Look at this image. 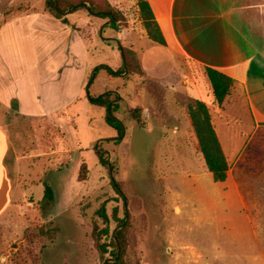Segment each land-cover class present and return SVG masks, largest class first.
<instances>
[{"label": "rangeland", "instance_id": "rangeland-1", "mask_svg": "<svg viewBox=\"0 0 264 264\" xmlns=\"http://www.w3.org/2000/svg\"><path fill=\"white\" fill-rule=\"evenodd\" d=\"M29 1L45 3L0 0V13L14 4L36 9L24 5ZM122 8L128 26L121 28L137 26L134 0H125ZM103 28L92 43V63L120 71L119 42L104 45L108 33L117 31ZM138 49L142 76L112 77L105 70L96 75V69L92 74L97 77L92 96L113 92V99L118 97L122 137L106 123L105 109L85 98L70 117L55 121L26 119L0 105V124L14 146L9 166L19 181L15 204L0 218V264L115 262L111 254L100 256L93 239L94 224L105 227L97 215L102 205L110 218L116 207L124 217V203L115 201L114 179L131 213L125 264H264V127L251 124L242 93L232 94L230 114L224 116L215 100H205L216 111V129L231 164L227 181L214 182L203 171L205 160L191 118L160 117L157 111L149 117L139 105L158 108L165 87L161 93L172 104V87L168 82L159 86L160 79L193 80L210 96L204 69L184 60L174 67L176 58L148 40L139 42ZM139 107L143 112L137 123L129 111ZM96 147L104 150L113 171L101 165ZM83 163L88 176L79 182ZM45 183L54 190L53 202L45 198ZM110 227L115 232L118 224L111 221Z\"/></svg>", "mask_w": 264, "mask_h": 264}, {"label": "crops", "instance_id": "crops-1", "mask_svg": "<svg viewBox=\"0 0 264 264\" xmlns=\"http://www.w3.org/2000/svg\"><path fill=\"white\" fill-rule=\"evenodd\" d=\"M108 1L127 16L122 8L125 0ZM137 1L134 0V5L138 12ZM147 1L166 39L167 45L163 48L176 58L174 67L178 68L179 61L184 60L231 77L235 86L224 104L217 106L218 114L229 115L232 94L242 93L251 124L256 128L264 127V0ZM45 4L46 0L42 6L29 1L24 5L35 6L37 10L26 8L0 22V105L26 119L55 121L59 116L70 117L69 112L75 104L87 99L85 88L93 71L99 68L92 63V43L100 27L102 30L103 26L104 31L112 26L110 21L93 17L86 10L59 19L46 11ZM121 27L115 29L117 35L113 30L108 33L104 45L117 40L119 46L133 49L138 56L139 42L148 40L153 46L159 45L148 38L139 13L137 26ZM140 62L142 65L141 59ZM182 79V82L158 80L157 84L162 87L165 82L170 83L172 104L162 95L167 90L165 87L159 92L162 97L158 108L139 104L144 108V115L150 117L157 111L160 117L178 119L185 116L188 119L189 104L184 107L187 101H214L207 76L210 96L193 80ZM122 100L119 96V101ZM215 112L210 109L217 132L220 122L215 121ZM221 145L223 148L222 142ZM12 152L13 141L0 124V218L13 207L19 194L18 177L12 176L9 166ZM228 163L231 167L229 160ZM203 169L209 171L206 162Z\"/></svg>", "mask_w": 264, "mask_h": 264}, {"label": "trees", "instance_id": "trees-1", "mask_svg": "<svg viewBox=\"0 0 264 264\" xmlns=\"http://www.w3.org/2000/svg\"><path fill=\"white\" fill-rule=\"evenodd\" d=\"M137 8L139 18L147 32L148 38L154 43L166 46V39L156 21L149 2L147 0H138ZM45 9L59 19H62L67 14L86 10L93 17L110 21L111 26L116 30L124 23L128 26L127 16L119 8L113 6L108 0H46ZM23 10L25 9H23L21 5L9 6L4 12L0 13V22L7 21L12 15L22 12ZM119 49L123 60L122 69L120 71H113L107 66H100L97 72L99 70H106L112 77L125 76L126 79H129L131 76H142L143 69L137 53L133 49L124 47L123 45H120ZM204 72L210 81L215 103L221 107L230 96L235 86V80L211 68H205ZM95 74L97 75V73ZM96 75H91L85 88L87 99L91 105L105 109L106 123L116 129L120 137H122L124 134V125L117 118L120 107L117 103L118 97L113 99L112 96L114 93L112 92L99 97H94L90 94V88L94 84ZM142 112L143 110L141 107L129 111L132 120L137 123L141 122L140 114H142ZM189 115L198 138L201 153L205 159L207 169L212 174L214 182H226L230 166L218 134L214 128L209 107L204 102L195 101L193 104L189 105ZM94 151L101 165L113 171V165L109 162L104 150L96 147ZM87 176V164L83 163L79 171V182H84ZM45 185V198L48 199L49 202H53L55 198L54 190L48 183H45ZM113 186L118 196L115 201L119 202L121 200L124 203V217L122 219L120 218L119 207H116L113 211L112 218H110L107 214L106 205H102L97 215L103 220L105 227L101 228L98 223H95L93 226V239L103 259L108 254H111L114 259L118 256L120 257V260L116 262H108L109 260L107 259L104 264H125L124 259L128 249V232L131 224V213L128 206V198L123 194L115 179L113 180ZM111 221H115L118 224V229L115 232L111 231Z\"/></svg>", "mask_w": 264, "mask_h": 264}, {"label": "water", "instance_id": "water-1", "mask_svg": "<svg viewBox=\"0 0 264 264\" xmlns=\"http://www.w3.org/2000/svg\"><path fill=\"white\" fill-rule=\"evenodd\" d=\"M119 260V256L114 260L115 262ZM108 262H113L112 260L108 261Z\"/></svg>", "mask_w": 264, "mask_h": 264}, {"label": "bare ground", "instance_id": "bare-ground-1", "mask_svg": "<svg viewBox=\"0 0 264 264\" xmlns=\"http://www.w3.org/2000/svg\"><path fill=\"white\" fill-rule=\"evenodd\" d=\"M179 211V210H178ZM179 213V212H178Z\"/></svg>", "mask_w": 264, "mask_h": 264}]
</instances>
